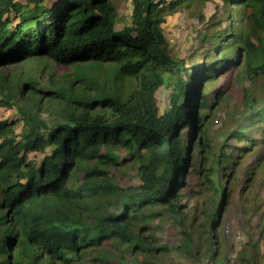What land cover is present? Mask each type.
Listing matches in <instances>:
<instances>
[{"label": "trees", "instance_id": "16d2710c", "mask_svg": "<svg viewBox=\"0 0 264 264\" xmlns=\"http://www.w3.org/2000/svg\"><path fill=\"white\" fill-rule=\"evenodd\" d=\"M206 1L0 0V264H264V0L176 56L167 16Z\"/></svg>", "mask_w": 264, "mask_h": 264}, {"label": "rangeland", "instance_id": "374dc122", "mask_svg": "<svg viewBox=\"0 0 264 264\" xmlns=\"http://www.w3.org/2000/svg\"><path fill=\"white\" fill-rule=\"evenodd\" d=\"M217 4V0H208L204 5H200L198 8L195 5H191L190 8L184 7L177 13L167 16L166 22L164 24V30L167 37L169 38V44L174 50L176 56H182L188 49L197 45V42L200 38L199 30L204 26L205 23L208 22L211 15L216 10ZM50 65H52V63H50ZM21 67L24 71L29 72L30 74L34 72V69H32V64L22 65ZM70 73L71 68H55V74H57L56 79H61L62 76ZM238 80L231 94L229 107L221 109L219 113V115H221L223 118H227L230 110L234 109L240 103L244 82L241 79L239 81ZM49 85L50 83L48 79H44L43 86L49 87ZM2 94L3 93L0 91V98ZM170 96L171 91L167 89H162L159 93V100L163 111L166 110L171 104ZM13 112V110L6 111L4 108H0V119L3 117H7L9 113L12 114ZM181 134L183 135V132ZM262 195H264V193H262ZM233 204L234 206L230 208L231 215L227 222L231 240L229 241V244H232L234 242L233 240H235L236 238L238 239V237L241 239V233L247 227L245 223L250 222L249 217L246 216L245 213H242V207L239 206V201L236 200ZM249 205L251 207L254 206L253 203ZM249 205L247 204L248 207ZM230 226H232L233 228H231ZM233 229H236V231H234ZM232 231H234L235 234H232ZM239 241L240 242L236 243H241V240ZM229 244L227 245V247L229 246Z\"/></svg>", "mask_w": 264, "mask_h": 264}, {"label": "water", "instance_id": "95a60500", "mask_svg": "<svg viewBox=\"0 0 264 264\" xmlns=\"http://www.w3.org/2000/svg\"><path fill=\"white\" fill-rule=\"evenodd\" d=\"M185 126V125H184Z\"/></svg>", "mask_w": 264, "mask_h": 264}]
</instances>
